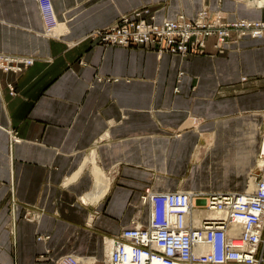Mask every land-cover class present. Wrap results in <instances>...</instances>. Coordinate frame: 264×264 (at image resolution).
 Wrapping results in <instances>:
<instances>
[{
    "label": "crops",
    "instance_id": "1",
    "mask_svg": "<svg viewBox=\"0 0 264 264\" xmlns=\"http://www.w3.org/2000/svg\"><path fill=\"white\" fill-rule=\"evenodd\" d=\"M253 4L51 0L50 37L41 0H0V55L33 60L21 72L0 69V264L67 255L105 264L116 236L148 224L146 190L246 189L264 125V37L233 34L222 53L212 38L189 56L86 37L144 8L157 23L205 8L227 21H264ZM224 158L244 168L241 187L222 182ZM99 176L106 192L96 200Z\"/></svg>",
    "mask_w": 264,
    "mask_h": 264
},
{
    "label": "built area",
    "instance_id": "2",
    "mask_svg": "<svg viewBox=\"0 0 264 264\" xmlns=\"http://www.w3.org/2000/svg\"><path fill=\"white\" fill-rule=\"evenodd\" d=\"M256 7V4H254ZM264 9V0L262 7ZM43 21L51 32L57 25L53 12ZM235 34L262 39L264 21H227L220 13L202 9L194 19L180 15L157 23L148 8L123 15L118 21L87 35L103 46L141 47L159 55L204 53L210 39L224 50ZM32 59L0 55V69L21 72ZM262 166L254 169L247 189L240 193L154 192L146 190L142 203L150 205L145 226L125 229L112 240L105 264H264V150ZM56 264H82L67 255Z\"/></svg>",
    "mask_w": 264,
    "mask_h": 264
},
{
    "label": "rangeland",
    "instance_id": "3",
    "mask_svg": "<svg viewBox=\"0 0 264 264\" xmlns=\"http://www.w3.org/2000/svg\"><path fill=\"white\" fill-rule=\"evenodd\" d=\"M248 1V3L249 4H251L252 3V1H254V0H247ZM47 5H46V4ZM49 3H51V0H41V4H42V8H43V11L45 12H48V6H49ZM260 7H262V6H260ZM259 7V8H260ZM255 8H258V7H255ZM52 9H53V7H52ZM59 34H61V31H60V33ZM259 132H260V135H261V146H260V151H259V154H258V157H257V159H256V161H255V163H254V166L252 167V169H257V164H258V160L260 159L259 157H260V155H261V150L263 149V144H264V125L261 127V130H259ZM213 146H216V145H213ZM213 146H211L210 148H213ZM199 147H201V145H199ZM224 160L227 162V163H229V165L231 166L230 168H229V170L230 169H233V168H235L236 169V171H237V166H238V163L237 162H233V163H231L230 161V159L229 158H224ZM234 160V159H233ZM242 162H245V164H247V163H249V160L247 159H243V160H241ZM197 163V160L196 159H194L193 161H192V165L189 167V170H188V173H190V168H193L192 166H194V164H196ZM237 164V165H236ZM249 164H251V162L249 163ZM228 170V173H227V179L226 180H224V181H222V182H224V183H229L230 184V181L233 179L234 181H233V184H232V186L234 187V186H236L237 184H240V187L242 186V178H243V175H241V174H238L239 173V171H237V174H238V176L237 177H235V176H232V175H230V171ZM218 178H220V175H218L217 176V178L216 179H218ZM248 181H249V179H248ZM248 181H247V184H246V186L248 185ZM193 192H202V193H223V192H225V191H193ZM232 193V192H231ZM237 193H239V192H237Z\"/></svg>",
    "mask_w": 264,
    "mask_h": 264
},
{
    "label": "bare ground",
    "instance_id": "4",
    "mask_svg": "<svg viewBox=\"0 0 264 264\" xmlns=\"http://www.w3.org/2000/svg\"><path fill=\"white\" fill-rule=\"evenodd\" d=\"M254 2V4H256V7H260L263 5V0H254L252 1ZM46 4V3H45ZM253 5H251L252 7H255ZM47 5V4H46ZM58 24V23H57ZM46 34L47 35H50V37L56 35V28H54L51 32H49L47 29H46ZM55 37H58V36H55ZM17 73V72H15ZM263 150H264V144H263ZM262 166V162L260 161V159L258 160V164H257V169L260 168ZM239 171H241V173H245L244 171V168H239ZM106 181L104 180L103 177L99 176L97 178V185L100 187L97 188V190L93 193V196L96 198V200H99L102 196V194L104 195V193L106 192L105 190L102 189V186L105 185ZM253 185H250V188H249V185H247L246 189L244 191H246L247 189H252ZM103 191V192H101ZM243 191V192H244ZM195 193H202V192H195ZM213 193V192H212ZM202 194H207V193H202ZM112 242V241H111ZM80 261L84 262V261H88V259H82V258H78Z\"/></svg>",
    "mask_w": 264,
    "mask_h": 264
}]
</instances>
